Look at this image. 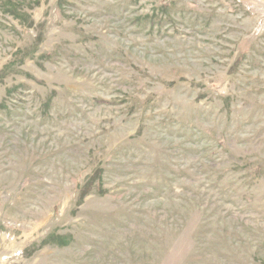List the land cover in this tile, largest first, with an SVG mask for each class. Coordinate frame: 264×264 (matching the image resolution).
Masks as SVG:
<instances>
[{
	"label": "rangeland",
	"instance_id": "rangeland-1",
	"mask_svg": "<svg viewBox=\"0 0 264 264\" xmlns=\"http://www.w3.org/2000/svg\"><path fill=\"white\" fill-rule=\"evenodd\" d=\"M0 264H264V0H0Z\"/></svg>",
	"mask_w": 264,
	"mask_h": 264
}]
</instances>
